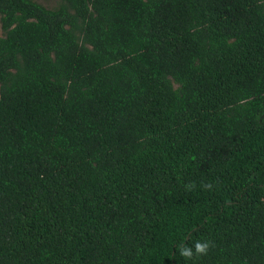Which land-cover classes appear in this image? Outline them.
I'll list each match as a JSON object with an SVG mask.
<instances>
[{
    "label": "trees",
    "instance_id": "1",
    "mask_svg": "<svg viewBox=\"0 0 264 264\" xmlns=\"http://www.w3.org/2000/svg\"><path fill=\"white\" fill-rule=\"evenodd\" d=\"M0 23V264H264V0Z\"/></svg>",
    "mask_w": 264,
    "mask_h": 264
},
{
    "label": "clouds",
    "instance_id": "2",
    "mask_svg": "<svg viewBox=\"0 0 264 264\" xmlns=\"http://www.w3.org/2000/svg\"><path fill=\"white\" fill-rule=\"evenodd\" d=\"M209 241L195 240L191 246L187 244H178L180 255L186 259H190L194 253L201 254L205 253L209 247Z\"/></svg>",
    "mask_w": 264,
    "mask_h": 264
},
{
    "label": "rangeland",
    "instance_id": "3",
    "mask_svg": "<svg viewBox=\"0 0 264 264\" xmlns=\"http://www.w3.org/2000/svg\"><path fill=\"white\" fill-rule=\"evenodd\" d=\"M47 7H55L60 0H36ZM0 33H2L1 23H0Z\"/></svg>",
    "mask_w": 264,
    "mask_h": 264
}]
</instances>
